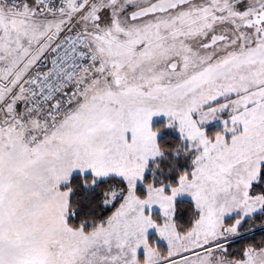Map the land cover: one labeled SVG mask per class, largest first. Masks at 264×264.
<instances>
[{
    "label": "snow or ice",
    "instance_id": "snow-or-ice-1",
    "mask_svg": "<svg viewBox=\"0 0 264 264\" xmlns=\"http://www.w3.org/2000/svg\"><path fill=\"white\" fill-rule=\"evenodd\" d=\"M0 264H264V0H0Z\"/></svg>",
    "mask_w": 264,
    "mask_h": 264
},
{
    "label": "trees",
    "instance_id": "trees-1",
    "mask_svg": "<svg viewBox=\"0 0 264 264\" xmlns=\"http://www.w3.org/2000/svg\"><path fill=\"white\" fill-rule=\"evenodd\" d=\"M158 122V121H157ZM258 239H259V237H258Z\"/></svg>",
    "mask_w": 264,
    "mask_h": 264
}]
</instances>
